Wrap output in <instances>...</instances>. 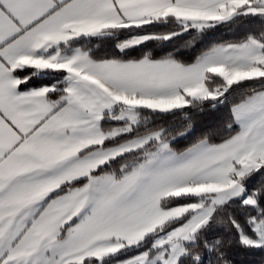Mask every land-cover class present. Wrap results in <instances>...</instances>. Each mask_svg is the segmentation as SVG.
I'll return each instance as SVG.
<instances>
[{"label": "snow or ice", "instance_id": "obj_1", "mask_svg": "<svg viewBox=\"0 0 264 264\" xmlns=\"http://www.w3.org/2000/svg\"><path fill=\"white\" fill-rule=\"evenodd\" d=\"M0 264H264V0H0Z\"/></svg>", "mask_w": 264, "mask_h": 264}]
</instances>
